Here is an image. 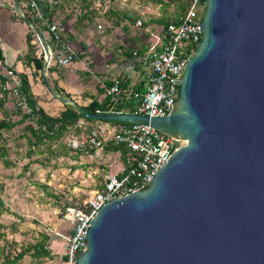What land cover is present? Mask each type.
<instances>
[{
    "label": "water",
    "instance_id": "obj_1",
    "mask_svg": "<svg viewBox=\"0 0 264 264\" xmlns=\"http://www.w3.org/2000/svg\"><path fill=\"white\" fill-rule=\"evenodd\" d=\"M201 33L165 117L92 114L51 87L46 61L63 105L180 141L148 185L96 214L76 264H264V0H207Z\"/></svg>",
    "mask_w": 264,
    "mask_h": 264
},
{
    "label": "built area",
    "instance_id": "obj_2",
    "mask_svg": "<svg viewBox=\"0 0 264 264\" xmlns=\"http://www.w3.org/2000/svg\"><path fill=\"white\" fill-rule=\"evenodd\" d=\"M23 1L43 22L53 43V47L49 45L50 57L46 55L41 43L49 67L54 66L58 72L71 67L79 55L65 38L66 26L60 21H50L45 17L41 0ZM206 7L207 0H191L190 8L183 15L181 23L171 25L164 30V36L157 37L144 58L150 67L145 92L122 88L120 81H116L112 86L102 84L106 94L117 101L131 97L139 100L138 110L133 113L136 115L150 118L170 115L185 61L192 56L195 46L202 42L201 25ZM4 75L10 81L3 87L4 92H9L16 99L17 109L30 114L32 110L21 91L18 75L7 69ZM110 144L124 147L126 157L122 158L121 169L107 176L101 189L96 190L84 205L66 209L64 218L71 225V231L66 237L68 243L64 264H76V257L85 249L88 227L103 206L148 185L155 174L168 163L171 155L180 148L179 140L144 124L116 127L109 137L103 135L99 128L92 127L86 138L80 140L74 137L69 140L68 146L75 150L89 148L100 156L101 151H105Z\"/></svg>",
    "mask_w": 264,
    "mask_h": 264
},
{
    "label": "rangeland",
    "instance_id": "obj_3",
    "mask_svg": "<svg viewBox=\"0 0 264 264\" xmlns=\"http://www.w3.org/2000/svg\"><path fill=\"white\" fill-rule=\"evenodd\" d=\"M9 1L12 3V0ZM171 1L96 0L95 6L100 12L99 22L103 28L113 26L114 21L117 22V20L128 22L142 36L154 37V41L149 42L153 45L157 41V37L163 36L164 29L159 25L161 29L156 28L154 32L146 33L143 23L151 19L149 16H143L142 13L145 9L155 11L158 6H161L165 18L173 19L175 6L171 4ZM115 12L123 16L139 17L140 20L134 24L126 16L120 18L115 15L114 20L110 21L108 16ZM11 29L10 23L0 25V33ZM20 37L21 35L17 34L16 39L19 40ZM7 53L10 55V50ZM2 97L3 94L0 93V99ZM7 103L8 109L11 111L17 109L15 98L9 96ZM63 106H60V109ZM58 111L56 110V112ZM3 117V109L0 108V119ZM19 119L18 115L14 117L16 121ZM21 129L22 127H18L10 133H4L3 138H0V154L3 152V147H6L9 153L7 159L16 164L15 168L8 169L5 167L3 159H0V190H3L1 196L5 202V209L8 210L0 216V224L4 227L1 230L6 233V239L0 243V248L6 246L15 254L20 252L22 246L35 245L43 235H48L51 238L50 251L54 252L51 246L55 240L56 243L62 245L60 247L66 257L68 243L66 237L71 231V225L64 218L66 209L84 205L94 195L105 177L115 174L121 169V153L107 152L106 149L100 153L103 158H100L95 151L93 155L78 156L77 150L70 149L68 143L74 137L80 140L86 138L89 132H84L81 136L71 134L66 139L65 149L68 156L54 158L48 154H37L32 158H27V142L21 138ZM43 149L42 147L41 150ZM2 255L0 250V264L4 262ZM19 264L56 263L50 259L38 260L27 256Z\"/></svg>",
    "mask_w": 264,
    "mask_h": 264
},
{
    "label": "trees",
    "instance_id": "obj_4",
    "mask_svg": "<svg viewBox=\"0 0 264 264\" xmlns=\"http://www.w3.org/2000/svg\"><path fill=\"white\" fill-rule=\"evenodd\" d=\"M20 3L23 10V16H21L17 12L15 5H13L11 9L14 11V19H18L24 23H26L27 21L33 23V25L45 35L48 44L52 45V41L47 34V29L43 25V22L34 15V13L31 11V8L27 7L23 0H20ZM95 4L96 0H41L43 13L45 17L50 21H60L59 18L63 14L65 15V21H63L64 24L75 17L77 18V23L81 27H85L89 24L97 22V20L101 18L100 12L96 8ZM160 4L163 5L162 2H160ZM171 4L175 6V15L173 19L165 17L160 19H151L144 22L143 25L145 27H149L150 25L157 24L163 26L164 30L169 28L171 25H179L181 23L183 15L190 8L191 0H172ZM1 9L2 8L0 6V10ZM115 15L119 16L120 18L121 16H123L122 14H117L115 12L109 15L108 19L110 21H113ZM125 16L129 18L130 21H132L134 24L140 20L139 17H128L129 15H124L123 17ZM162 35L164 36V31ZM26 42L27 53L22 57L21 60L26 68H31L34 70V77H39L41 81L45 83V53L38 35L30 26L26 36ZM150 47L144 49L141 54L146 55ZM138 54L140 53L138 52ZM5 67L15 72L13 67L7 65L5 52L0 45V93L3 94L2 99H0V108L3 109L4 113V117L0 119V138H3L4 133H10L14 129L22 127V129L20 130L22 132L21 138L25 139L27 142V158H32L37 154H48L49 156L54 158L68 156L67 150L65 149V145L67 144L66 139L71 136V134L81 136V134H83L84 132H90L94 124L104 123L116 127L130 125L127 123L107 122L86 118L71 105H64V109L62 111L58 112L57 115H52L39 105L41 97L34 94L31 79L25 73L18 74V77L21 80V91L23 92V95L25 96L28 106L30 107L32 112L30 114H27L21 109H15L11 111L10 109H8L7 105L10 93L7 91L4 92L3 90V87L8 82H10L3 73ZM53 67L54 66H50L47 73H51L53 70H55V68ZM114 83L115 82H113L109 86H112ZM120 83L122 88H129L128 84L124 81H120ZM53 89L60 95L71 98L70 95L64 93L58 87L55 86L53 87ZM145 89L146 87L141 90L136 89L134 91L143 93L145 92ZM53 100L56 99L53 98ZM139 105L140 101L133 97L127 99L124 98L117 101V99H115L114 97L107 95L106 99L102 102L95 99L89 105L82 106L92 114L117 112L133 114L137 112ZM17 115L20 117V119L16 121L14 120V117ZM42 147L44 148L43 150H41ZM70 149L72 148L70 147ZM106 151L120 152L122 158L125 159L126 157L124 147L119 145L110 144ZM76 152L78 156L94 154V151L90 150L89 148L78 149ZM8 155V150L6 149V147H3V152L0 154V159H3V163L6 168H15L16 164L7 159ZM101 187L102 184L97 188V190L101 189ZM2 191L3 190H0V216L5 212H8V210L5 209V202L1 196ZM2 228L4 227L0 224V243L6 239V233L1 230ZM50 241L51 238L48 235H43L42 239L37 244L22 246L20 252L15 254L10 249L8 250L6 246L1 247L0 250L2 251V256L4 258L3 264H19L27 256H32L33 258L38 260L52 259V251H50L49 249Z\"/></svg>",
    "mask_w": 264,
    "mask_h": 264
},
{
    "label": "crops",
    "instance_id": "obj_5",
    "mask_svg": "<svg viewBox=\"0 0 264 264\" xmlns=\"http://www.w3.org/2000/svg\"><path fill=\"white\" fill-rule=\"evenodd\" d=\"M13 5H15L14 0L12 3L9 0H0L2 8L0 10V25L8 23L12 25L10 31L0 33V45L5 52L7 65L13 67L17 75L27 74L31 79L34 94L41 97L39 105L48 113L57 115L64 109V106L59 101L53 100L45 83L39 77H34V70L26 68L21 60L27 53L26 36L29 25L14 19V11L11 9ZM152 11L145 9L142 14L149 16L150 19L163 18L164 12L161 11V6H158L153 11L154 13ZM59 19L63 23L65 15L62 14ZM64 25L66 26L65 38L78 53L79 58L71 67L62 72H58L53 67L55 70L46 74V79L52 88L58 87L80 105H89L95 99L100 102L106 99L107 95L102 87L103 83L110 85L116 81H124L131 90H141L146 87L150 67L145 63V55L141 52L151 46L149 42H153L154 37L142 36L128 22L124 23L118 20L117 23L114 21L113 26L105 28L99 19L97 22L81 27L77 23V18L74 17ZM99 26H102V29H99ZM156 28L158 29L160 26L157 24L150 25L144 31L152 33ZM161 28L164 29L163 26ZM17 34L21 35L20 41L16 39ZM50 46L53 47V43ZM8 50H10V55L7 53ZM5 69L9 70L5 67L3 73ZM60 106L63 107L60 109ZM56 110L59 111L56 112ZM93 127L99 128L102 134L108 137L115 131V126L110 124H94ZM104 182L105 180L100 183V186ZM60 246L62 245L56 243L55 240L51 246L55 253H52L53 258L50 260L56 264H63L65 259V253Z\"/></svg>",
    "mask_w": 264,
    "mask_h": 264
}]
</instances>
